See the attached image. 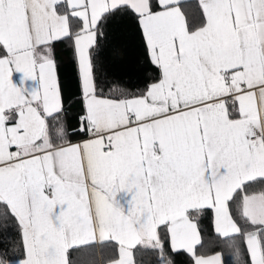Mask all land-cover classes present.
Returning a JSON list of instances; mask_svg holds the SVG:
<instances>
[{
    "label": "snow or ice",
    "instance_id": "obj_1",
    "mask_svg": "<svg viewBox=\"0 0 264 264\" xmlns=\"http://www.w3.org/2000/svg\"><path fill=\"white\" fill-rule=\"evenodd\" d=\"M202 233L264 264V0H0V264H224Z\"/></svg>",
    "mask_w": 264,
    "mask_h": 264
},
{
    "label": "trees",
    "instance_id": "obj_2",
    "mask_svg": "<svg viewBox=\"0 0 264 264\" xmlns=\"http://www.w3.org/2000/svg\"><path fill=\"white\" fill-rule=\"evenodd\" d=\"M109 40L110 46L118 49V54H114L111 57V70L115 72L118 78L131 82V84L141 81L143 76L146 75L144 69L147 66L144 63L143 49L140 47V41L135 30L114 32L109 37ZM214 235V232L210 229L208 237H213ZM202 243L205 244V247L201 250L202 253H219L224 264H237L236 255L232 249L223 245L209 248L203 233ZM175 261L176 264H188L186 256H176Z\"/></svg>",
    "mask_w": 264,
    "mask_h": 264
},
{
    "label": "crops",
    "instance_id": "obj_3",
    "mask_svg": "<svg viewBox=\"0 0 264 264\" xmlns=\"http://www.w3.org/2000/svg\"><path fill=\"white\" fill-rule=\"evenodd\" d=\"M212 254H216V253H212ZM209 255H211V254H209Z\"/></svg>",
    "mask_w": 264,
    "mask_h": 264
}]
</instances>
